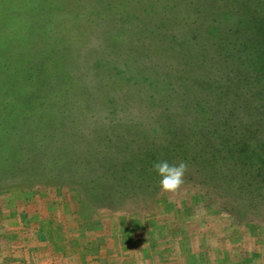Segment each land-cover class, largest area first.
<instances>
[{
    "label": "rangeland",
    "instance_id": "obj_1",
    "mask_svg": "<svg viewBox=\"0 0 264 264\" xmlns=\"http://www.w3.org/2000/svg\"><path fill=\"white\" fill-rule=\"evenodd\" d=\"M253 13L264 0H0V264H264V162L221 163L208 134L225 108L252 115L242 92L264 102ZM162 159L188 165L176 191Z\"/></svg>",
    "mask_w": 264,
    "mask_h": 264
},
{
    "label": "trees",
    "instance_id": "obj_2",
    "mask_svg": "<svg viewBox=\"0 0 264 264\" xmlns=\"http://www.w3.org/2000/svg\"><path fill=\"white\" fill-rule=\"evenodd\" d=\"M258 6H262V4L259 3L256 7ZM248 24L250 25V39L258 45V48H247L244 51V61H249L251 59L249 55L254 53L256 57L258 56L259 62H253L256 66L250 68L249 76L245 81L249 84L248 80H250V87H253L251 88L252 91H256L257 89V92H261L264 90V17L253 13L250 15ZM252 34L255 36H252ZM252 41H248V45ZM223 91L224 89L219 90L221 93ZM241 95L243 97L241 101L236 100L232 104L233 110L237 112L248 110L252 112V115L247 114V120L244 116L236 118L234 111L225 108L227 113H225L224 121L220 123L217 119L215 125L211 127V132H208L213 137L210 147H218L221 151L225 150L226 155H223V158L222 155H214L221 163H224L222 159L233 162L234 159L241 157L249 160L258 157L257 160L264 162V102H261L255 94L248 95L247 92H242ZM251 97L253 98L251 99ZM8 112L19 113L18 106L10 109ZM222 132H224L226 139L221 140V136L217 134H221ZM214 151L218 153L217 148H214ZM244 153L247 154V157L243 156ZM230 172L234 173L235 169L230 168Z\"/></svg>",
    "mask_w": 264,
    "mask_h": 264
},
{
    "label": "clouds",
    "instance_id": "obj_3",
    "mask_svg": "<svg viewBox=\"0 0 264 264\" xmlns=\"http://www.w3.org/2000/svg\"><path fill=\"white\" fill-rule=\"evenodd\" d=\"M188 165L184 161L169 163L168 160H158L153 164V170L159 179V186L164 192L176 191L184 183Z\"/></svg>",
    "mask_w": 264,
    "mask_h": 264
}]
</instances>
